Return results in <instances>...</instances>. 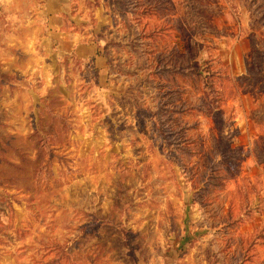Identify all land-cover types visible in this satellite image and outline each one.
<instances>
[{"label": "rangeland", "instance_id": "obj_1", "mask_svg": "<svg viewBox=\"0 0 264 264\" xmlns=\"http://www.w3.org/2000/svg\"><path fill=\"white\" fill-rule=\"evenodd\" d=\"M0 264H264V0H0Z\"/></svg>", "mask_w": 264, "mask_h": 264}]
</instances>
